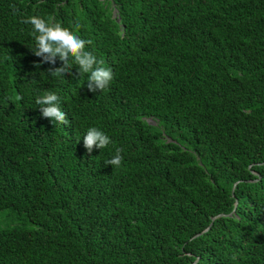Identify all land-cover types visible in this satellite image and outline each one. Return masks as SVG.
<instances>
[{"label":"trees","instance_id":"trees-1","mask_svg":"<svg viewBox=\"0 0 264 264\" xmlns=\"http://www.w3.org/2000/svg\"><path fill=\"white\" fill-rule=\"evenodd\" d=\"M33 15L79 23L109 87L50 76ZM0 211V264H264V0H0Z\"/></svg>","mask_w":264,"mask_h":264},{"label":"clouds","instance_id":"clouds-1","mask_svg":"<svg viewBox=\"0 0 264 264\" xmlns=\"http://www.w3.org/2000/svg\"><path fill=\"white\" fill-rule=\"evenodd\" d=\"M23 22L32 26L35 47L31 51L36 57L42 58L40 62L53 66L56 65L57 58L62 62L61 66L48 69L50 76L64 77L71 72L73 66H76L80 76L87 74L88 91L95 93L109 87L114 79V73L111 68L104 67V62L98 60L93 52L86 50L91 41L81 39L76 34L80 28L79 23L69 29L60 23L36 15L28 17ZM37 66L39 67V64ZM35 102L42 117L50 119L52 123L53 121L63 125L70 123L67 114L60 108V98L57 94L46 92L37 97ZM111 143L109 136L96 127L89 128L83 137V146L88 153L94 148L104 149ZM121 152L122 149L117 148L115 155L105 162L106 165L120 168L123 161Z\"/></svg>","mask_w":264,"mask_h":264},{"label":"rangeland","instance_id":"rangeland-1","mask_svg":"<svg viewBox=\"0 0 264 264\" xmlns=\"http://www.w3.org/2000/svg\"><path fill=\"white\" fill-rule=\"evenodd\" d=\"M3 214L5 215V212L0 211V226H4L5 223L7 222V221L5 220V218L2 217ZM19 223H20L19 221H11V222H10V224H19Z\"/></svg>","mask_w":264,"mask_h":264},{"label":"water","instance_id":"water-1","mask_svg":"<svg viewBox=\"0 0 264 264\" xmlns=\"http://www.w3.org/2000/svg\"><path fill=\"white\" fill-rule=\"evenodd\" d=\"M149 121H150L151 123H153V124H156V121H154L152 118H150ZM221 215H223V214L221 213V214H218V215L214 216V217H213V220H214L216 217L221 216ZM228 215H231V213L228 214ZM203 233H204V231H203V232H200V233H198V234H196V236H199V235H201V234H203Z\"/></svg>","mask_w":264,"mask_h":264}]
</instances>
